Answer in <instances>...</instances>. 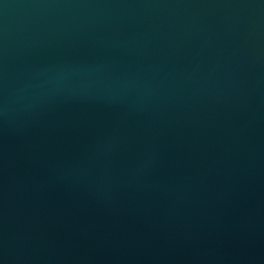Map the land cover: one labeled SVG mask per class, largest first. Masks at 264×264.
I'll list each match as a JSON object with an SVG mask.
<instances>
[{"label":"water","instance_id":"obj_1","mask_svg":"<svg viewBox=\"0 0 264 264\" xmlns=\"http://www.w3.org/2000/svg\"><path fill=\"white\" fill-rule=\"evenodd\" d=\"M0 264H264V0H0Z\"/></svg>","mask_w":264,"mask_h":264}]
</instances>
